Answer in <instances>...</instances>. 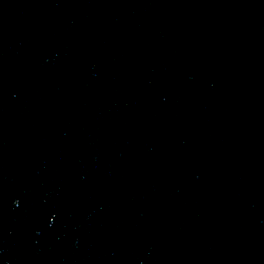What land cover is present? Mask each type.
<instances>
[{"label": "water", "instance_id": "1", "mask_svg": "<svg viewBox=\"0 0 264 264\" xmlns=\"http://www.w3.org/2000/svg\"><path fill=\"white\" fill-rule=\"evenodd\" d=\"M0 264H264V0H0Z\"/></svg>", "mask_w": 264, "mask_h": 264}]
</instances>
